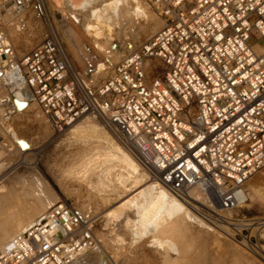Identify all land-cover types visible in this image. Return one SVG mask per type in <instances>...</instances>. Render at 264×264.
I'll list each match as a JSON object with an SVG mask.
<instances>
[{
    "label": "built area",
    "instance_id": "2783aa9c",
    "mask_svg": "<svg viewBox=\"0 0 264 264\" xmlns=\"http://www.w3.org/2000/svg\"><path fill=\"white\" fill-rule=\"evenodd\" d=\"M150 2L163 27L92 82L53 28L19 56L0 23V124L21 111L19 101L36 104L56 134L95 118L158 184L223 225L264 167V0ZM3 3L17 14L31 0ZM96 245L93 230L61 201L0 248V264H70Z\"/></svg>",
    "mask_w": 264,
    "mask_h": 264
},
{
    "label": "bare ground",
    "instance_id": "6f19581e",
    "mask_svg": "<svg viewBox=\"0 0 264 264\" xmlns=\"http://www.w3.org/2000/svg\"><path fill=\"white\" fill-rule=\"evenodd\" d=\"M36 2L34 0H31V4L29 5V7L20 13L14 14L15 17L12 16V14L10 13L11 11L8 12L11 15L5 14L4 19L6 20L7 25H9L10 28L14 29V31L17 32V34L11 35L8 33L9 30L6 31L5 33L6 43H11L15 46L17 44H19L20 46L23 45V48L25 49H30L31 47L35 48L39 44L42 35L41 33L43 30H41L42 28H40L39 26L38 27L34 26L35 17H33V14L35 13ZM60 4H62L65 7H63ZM53 5L64 8L63 11L66 10L65 14H69L70 16H76V17L79 16V20L82 23L81 29L79 30L81 37L73 38V44L77 49L78 57L82 58L85 56L83 59L87 60L89 65H91L92 67H94L92 65V62L94 61L92 57L94 58L98 57L101 59L102 65L100 68L95 67L96 72L89 74L90 76L86 73L88 75L87 76L85 72H83L87 82L99 81L103 78H107V76L111 74L113 68L115 67L112 66L113 63L118 61L120 59L119 57L122 56L123 53H125L123 56H126L133 50L143 45L158 30H160V28H162L165 21V18L163 16H160L161 15L160 13H158L157 15L153 13L152 10L153 9L155 10V8L153 4L150 2V0H55ZM6 11H9V6H6ZM1 17H3V15ZM58 27L57 25L52 24L50 28H53L57 32L59 38L61 39L64 45L66 52L69 54V49L71 46L69 47L65 45L60 33L61 27H59L60 30L58 29ZM132 36L136 38L135 39L136 42H134L131 39ZM137 40L138 41L140 40L138 44H137ZM125 43H127L126 44L127 46L131 44H137V45L135 47H131L132 49L128 51L124 49L122 53L121 52L122 48L119 46L125 45ZM13 48L10 47L9 49L14 50ZM258 48L259 50L264 51L263 46H258ZM122 59L123 57L121 58V60ZM72 61L73 60L71 59V62ZM18 104L21 111L16 115L18 116V123L20 127H22V129H25L27 127L29 132L31 129V135L39 139H44L46 136H49L54 131V128L50 124L47 117L44 115L48 121H46L45 118L42 117V115L39 114L38 111L35 109L34 106L39 108L36 104L33 103L28 104L27 102H20V101L18 102ZM6 128H7L6 134H4L5 132L4 133L1 132V133L4 134V136L7 137L9 142L15 146V148L13 149H8L9 152L8 156H10L9 158L12 157L11 155L17 156L20 155V153H24L30 149L31 150L34 149L31 140L22 136L12 124L9 123V125ZM65 131L66 132L64 133V135L69 134L68 137H66L67 140L70 139L69 141H71L73 139V141L76 140L80 144L81 143L83 144V148H82L83 150L79 152L82 155L81 162L78 165L79 166L82 165L83 168L85 166L89 170L94 169V174L96 175L94 179L96 180L97 177V181L91 180L89 176H86L89 171L87 170V168H85V171L87 170V172L83 171L84 169L81 167L80 169L81 170L83 169L82 171H80L79 168H77L79 172H81L80 175L83 172L84 174L86 173V175L84 176L87 177L91 182L89 183L90 185L88 184L87 185L90 187L92 186V188L94 187V189L96 188L95 190L98 192V195L102 194V196L101 195L99 196V201L97 204L95 202L83 204L82 208L84 209L85 213L91 214L95 212L98 206H101L102 212L100 214L102 215V219L99 224L100 226H102V230L107 231V234L111 232L110 234L112 235L111 238L115 242H117V240L121 236H123V234L121 233L124 232H120L121 229L125 230V228L120 227L121 229L119 228V233H120L119 234L117 233L118 231L116 232L115 229H113L116 222L123 218L121 215L122 208L118 206L119 204L117 205V203L120 202V199L122 200V198L128 197L130 194L134 193L133 197L130 198L133 200V201L131 200V202H133L132 204L134 205L132 208H135L134 209L135 212L133 210L132 211L136 213L133 214L135 215V218L133 220L136 219L135 221L137 224L136 223L134 224L136 226L138 225L137 230L138 228H140L143 230L142 231L143 233L145 231L146 233L151 234L150 237L153 235V240H152L153 242H159L160 244L169 242L173 247H175V245L172 244L170 240L172 238H176L177 239L176 241H178L181 245V246L179 245L180 248L179 250L182 254L180 255V253H177V256L179 254L182 257V259L179 260L178 258L176 259L166 258L164 259L163 264H208L209 263L206 262L207 261L206 257L204 262L202 261V263H197L195 258H197L198 256L195 257L194 253H192V250L195 247L194 245H196V243L194 244V241L197 240L199 244V247L197 248L200 249L202 247L201 249L203 250L206 249L209 240L207 234L209 235L211 232H216L211 225L218 227L220 229L223 228L222 227L223 225L211 224L207 220H205L202 216H200L198 213L196 215L187 206V204H185L182 200H180L172 193H170L166 188L158 184L151 176H149L147 171L137 161V159L133 156V154H131V152L127 148H125L120 143V141L113 134H111L109 130H107V128H105L102 125V123L99 120L89 117L72 124ZM62 138L63 135L61 139ZM67 140H66V144L61 141L62 143L65 144L66 147L68 143ZM78 144L77 146L80 145ZM74 146H76V144ZM91 172L89 171V174ZM76 174H78L77 171ZM85 182H87L86 178H85ZM31 184L35 190L34 191L35 199L33 198L34 201L32 198H30V200L32 199L33 202H27L25 204L22 203L23 204L22 206L16 208L17 212L14 215H11L7 218H3V223L2 225L0 224L1 225L0 248L3 247L13 236H15L20 232L25 231L29 226L33 224L34 221L41 218L46 211H48L57 203L64 200L56 191L48 188L47 187L48 184L46 185L44 180L41 177L35 175V173H32ZM118 184L122 185V186L120 185L121 190H119L120 188L119 186H117ZM0 191H2V189H0ZM12 193H13L12 195L13 199L11 200L17 201L18 196L14 197L15 196L14 192ZM196 194L198 198L200 194L199 192L197 193L195 191L191 192L192 196ZM245 197L247 198L248 201L249 195L246 192H245ZM4 201L5 199H0V206L4 203ZM120 223H118L117 226ZM261 223L264 225V222ZM88 224H90V228H95L99 225L92 221L89 222ZM234 224L238 225L239 229H241L242 227H245L250 223L239 222ZM198 226H200L201 229L199 227V229L197 230ZM12 233L14 234L12 235ZM100 235H103V233L100 232ZM147 237H149V235ZM102 238L105 239L104 237ZM111 238H109V241ZM113 240H111L110 242H113ZM112 244L113 243H111V245ZM110 247H113V245ZM103 252L105 251H103L101 246L96 245L82 252L70 264H105V258ZM204 252L203 251L201 252L202 255ZM207 255L208 254H206L205 256ZM202 257H199L200 261L202 260Z\"/></svg>",
    "mask_w": 264,
    "mask_h": 264
},
{
    "label": "rangeland",
    "instance_id": "374dc122",
    "mask_svg": "<svg viewBox=\"0 0 264 264\" xmlns=\"http://www.w3.org/2000/svg\"><path fill=\"white\" fill-rule=\"evenodd\" d=\"M3 2L6 3V0H0V3H3ZM35 2H36L35 3L36 9H35V13L33 14V17H35L34 26L35 27L39 26L40 28H42L41 30H43L41 33L42 35H41L39 44L43 41L45 36L48 34V31L50 27L52 26V24L57 25V27L58 26L61 27V30L59 29V27L58 29L61 31L60 33H61V36L63 38L65 45L69 47L71 46L69 49V55H70V58L73 60L72 61L73 65L77 67L79 70H81L82 72H85V74L87 73L88 75L96 72L95 67L100 68L102 65L101 59L98 57H95V58L92 57L94 59V61L92 62V65L94 67H92L91 65H89L87 60L83 59L85 56L82 58L78 57L77 49L75 48L73 44V38L81 37L79 30L81 29L82 23L79 20V16L76 17V16H70L69 14H65L66 10L63 11L64 8L53 5L55 0H35ZM6 6L8 5H5V7L3 6L4 8L0 9V23L2 24L1 26L3 27V30L5 31V33L6 31L9 30L8 32L9 34L15 35L17 34V32H15L14 29L10 28V26L7 25V22L4 19L5 14L11 15L10 13H12L10 11H6ZM152 11L153 13H155V15L160 13L157 11L156 8L155 10L153 9ZM2 15L3 17H1ZM12 16L15 17L14 13H12ZM131 39L134 42H136L135 40L136 38H134L133 36L131 37ZM139 41L137 40V44ZM127 43H125V45L119 46L122 48L121 49L122 53L124 49L128 51L132 49L131 47H135L137 45V44H131L127 46L126 45ZM7 45H9L11 48L14 47L13 49L19 56L27 53L28 51L34 48V47H31L30 49H25L23 48V45H21L22 46L21 47L19 44L15 46L11 43H7ZM124 54L125 53H123V55ZM123 55L119 57L120 59L118 61L113 63L112 65L113 67L121 60L122 57H124ZM153 63L160 64V61L153 60ZM34 107L38 111V113L41 114L42 117H44L46 121H48L46 117L44 116V114L42 113L41 109L37 108L36 106ZM14 117L11 119L9 123L12 124L22 136L31 140V142L33 143L34 149L30 151H26L24 153H20V155H17V156L11 155L12 157L9 158L10 156H8V153H9L8 149L15 148V146L9 142L7 137L4 136V134H6L7 132L6 127L9 125V123H5V124L3 123V125L0 124V134L5 132L2 135L6 137L5 138L6 146H4L5 148L0 150V171H1L0 172V189H2V191H0V199H5L3 203L4 205L2 204L0 206V224L2 225L3 218H7L11 215H14L17 212L16 208H19L20 206H22L23 204L27 202L34 201L35 199L34 191L35 190L31 184L32 173H35V175L41 177L46 183V185L48 184L47 185L48 188L56 191L61 196V198L64 199L63 200L64 202H67L72 207H74L75 210L82 217L84 223H86L89 227H90V224L88 223L91 221L99 224L102 219V215L100 214L102 212L101 206H98V208H96L95 210L96 213L93 212L91 214L85 213L84 209L82 208L83 204L94 203V202L97 204L99 201V196L100 195L102 196V194H100L101 192L99 193L100 195H98V192L95 190L96 188L94 189V187L92 188V186L91 187L88 186L90 185L89 183L91 182L89 181L87 177L84 176L86 175V173L84 174L83 172L80 175L81 172H79V170L82 171L84 169L83 171H85V168H87L85 166L83 168L82 165L80 166L78 165L81 162L82 155L79 152L83 150L82 149L83 144L82 143L80 144L76 140L73 141V139L71 141H69L70 139L67 140L66 137H68L69 134H66V135H64V133L56 134V132L54 131L49 135L50 137L46 136L45 137L46 139L45 138L44 139L35 138L33 137V135H31V129H30V132L27 129V127L25 129H22V127H20L18 123V116L16 115ZM62 135H63V138L61 139ZM3 140L4 139L0 138V141H3ZM66 140L68 141L67 147L65 146ZM61 141L64 142L65 144L62 143ZM73 144L74 145L76 144V146H74ZM77 144L79 146H77ZM4 156L6 157L5 160H3ZM80 167L83 169L81 170ZM77 168H79V170ZM87 170L89 169L87 168ZM87 170L85 172H87ZM92 170L90 169L89 171L90 172L92 171V172L89 174V171H88L86 176H89L91 180H95L94 178L96 175L94 174V169ZM76 171L78 174H76ZM82 176H84L87 179V182H85V178ZM95 181H97V177ZM120 185L121 184H118L117 186H119L120 188ZM119 190H121V188ZM12 192H14V195H15L14 197L18 196L17 201L11 200L13 199ZM245 192L248 193L249 195L248 201H246L243 205H241L238 209L234 210L231 213L230 215L231 219L229 220L230 222H224L223 223L224 226H222L223 227L222 229L207 223L211 225L217 233L211 232L209 235L207 234V237L209 238L210 242L208 240V245L206 249L203 250L201 249L202 248L201 247L200 248L201 250H200L199 248H197L199 247L197 240L194 241V244L196 243V245H194L195 247L193 248L192 253H194L195 257L198 256L197 258H195L197 263H202V261L204 262V260L207 258L206 262L207 263L209 262L208 264H264V225L261 223V222H264V167L258 170V172H256L250 178V180L246 183ZM133 194H130L128 197L122 198V200L120 199V202L117 203V205L119 204L118 206L122 208L121 215L123 217L117 222L120 223L123 220L122 221L123 223L121 222L119 224L120 226L118 225L119 226L118 227L117 226L118 223L116 222V224L114 225V227L116 228L113 227V229H115L116 232L118 231L117 233H119L120 227L125 228L126 230L125 232L124 229L123 231L120 228L121 229L120 232H124V233H121L123 234V236H121L117 240V242H115L111 238L112 237V235H110L111 232L108 233L109 234L108 235L107 231L102 230V226H100V224L95 228H91V230H93L98 240V245H100L103 251H105L103 252V255L105 258V264H108V263L111 264V262L112 264H163V261L166 258H169V259L178 258L179 260H181L182 257L180 255L182 253L179 250L180 243L176 241L177 240L176 238H172L173 240L172 239L170 240V242H172V244L175 245V247H173L169 242L164 243V244H160L159 242H153L152 241L153 235L150 237L151 234H148L145 231L143 233L142 229L138 228L137 230L138 225L136 226L134 224L136 223L135 221L136 219L133 220L135 218V215L133 214H136L134 213L135 208H132L134 205L132 204L133 202H131L132 199L130 198V197H133ZM30 198L32 199L34 198L33 201L32 199L30 200ZM239 222L240 223H250V224L239 229V226L234 224V223H239ZM199 227L200 226L197 227V230L199 229ZM100 232H102L104 236L100 235ZM13 234L14 233H12V235ZM148 235L149 237H147ZM102 237H104L105 239H103ZM109 238H111L110 241L113 240V242H110ZM111 243H113L112 244L113 247H110L112 246ZM200 251L201 252L205 251L206 253L204 252L205 254L203 253L202 255ZM177 253H180V255L178 254L177 256ZM206 254L208 255L205 256ZM199 257H202L201 261Z\"/></svg>",
    "mask_w": 264,
    "mask_h": 264
}]
</instances>
